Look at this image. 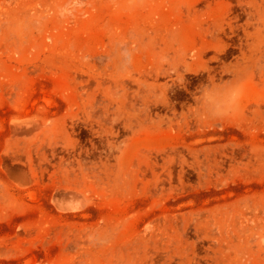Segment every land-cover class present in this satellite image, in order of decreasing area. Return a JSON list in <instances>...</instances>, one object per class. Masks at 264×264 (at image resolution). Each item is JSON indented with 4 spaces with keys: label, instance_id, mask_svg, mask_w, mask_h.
Instances as JSON below:
<instances>
[{
    "label": "rangeland",
    "instance_id": "1",
    "mask_svg": "<svg viewBox=\"0 0 264 264\" xmlns=\"http://www.w3.org/2000/svg\"><path fill=\"white\" fill-rule=\"evenodd\" d=\"M0 264H264V0H0Z\"/></svg>",
    "mask_w": 264,
    "mask_h": 264
}]
</instances>
